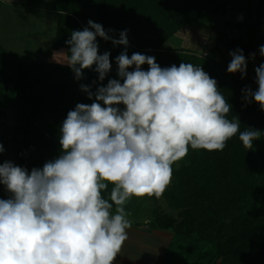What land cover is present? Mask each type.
<instances>
[{"label":"clouds","instance_id":"clouds-1","mask_svg":"<svg viewBox=\"0 0 264 264\" xmlns=\"http://www.w3.org/2000/svg\"><path fill=\"white\" fill-rule=\"evenodd\" d=\"M88 26L73 31L66 41L69 52L55 59L64 57L57 62L66 63L77 79L95 65L102 82L111 70L110 54H98L96 38H112L102 25L89 20ZM112 42L127 47V30ZM259 52L264 56V45ZM229 54L227 71L243 78V51ZM116 63L120 79H109L94 93L81 85L94 102L78 103L68 112L58 158L30 172L11 161L0 164V185L10 193L0 199V264H113L131 228L125 204L133 196L159 198L171 181L173 163L189 146L222 151L239 133L250 150L261 137L260 130L240 131L239 119L227 118L231 106L202 67L162 68L154 56L129 58L126 51ZM255 74L258 89L242 90L244 100L264 110V63Z\"/></svg>","mask_w":264,"mask_h":264},{"label":"trees","instance_id":"trees-1","mask_svg":"<svg viewBox=\"0 0 264 264\" xmlns=\"http://www.w3.org/2000/svg\"><path fill=\"white\" fill-rule=\"evenodd\" d=\"M47 1V2H46ZM44 7L57 14L56 33L51 50L69 52L73 31L89 27L91 20L103 26L107 35L119 39L127 30L128 45L113 44L104 40L98 54H110L111 70L104 81H99L95 65L83 70L77 79L66 63L19 59L7 53L0 44V144L5 149L6 113L11 109L20 136L13 140V163L26 168H43L62 154L59 143L60 128L69 111L78 103L91 104L93 99L83 91L87 86L93 93L99 86H106L117 76L116 57L122 52L129 58L133 53L154 56L162 67L181 63L200 66L217 81L221 94L231 106L229 120L239 119L240 131L247 128L264 134V110L252 100H244L242 91L258 89L255 70L245 79H234L229 84L208 58L186 49L165 51L163 46L182 28L198 24L204 12L228 18L226 27L241 31L242 36L226 37L224 47L228 53L241 49L245 57L258 55L259 67L264 56L259 48L264 45V0H46ZM255 10V16L253 14ZM91 30V29H90ZM134 67V66H133ZM148 70V65H142ZM133 70L132 68L129 71ZM260 139V138H259ZM246 149L239 140V133L227 141L222 151L201 149L199 156L189 166L172 172L176 180L175 191L170 194L173 204L184 207L187 214L177 224L173 219H157L150 226L175 227L184 237L196 236L215 244L212 255L219 260L210 264H264V207L251 209L250 199L260 194L259 179L264 173V153ZM260 186V188H258ZM112 185L103 192L108 199ZM10 193L0 185V199ZM114 212V206H113ZM158 225V226H157ZM170 242L160 264H172L173 252L179 247ZM210 254V256H212ZM197 262V261H196Z\"/></svg>","mask_w":264,"mask_h":264},{"label":"rangeland","instance_id":"rangeland-1","mask_svg":"<svg viewBox=\"0 0 264 264\" xmlns=\"http://www.w3.org/2000/svg\"><path fill=\"white\" fill-rule=\"evenodd\" d=\"M45 1L46 0H25V3L36 8H43ZM257 1L258 0H252L254 4H256ZM8 9L10 15L9 17H6V22L4 23L3 28L0 29V41H2L4 33L7 31V29L9 33H11L12 31L15 32L14 34L18 33L19 31L21 33V37H18V39L25 42L27 41L28 45L24 44L25 42H22L18 45V43H16L17 36H15L14 38L16 41H14V45L12 44V46H9L8 49H18L22 51L23 53L20 54V58L24 61H36L43 59L42 48L46 46L44 45V42L45 40L46 42L47 40H51L53 36L52 33L56 28L55 14L51 12L47 14L40 13L39 15L38 12L28 10L27 8H3L4 11ZM3 10L2 13L4 12ZM261 11L262 14H264V6L261 8ZM253 14L254 16L256 15L254 8ZM227 20L229 19L219 16L214 17L204 12L198 24L182 28L178 33H176L168 40V42L163 46V50L168 51L173 49H186L197 53L202 58H208L212 60L217 71L226 78L229 84H232L234 79L245 80L257 67L259 60L258 55L255 54L254 59L252 58L251 54L245 57L247 60V71L246 75L243 78L241 76V73L239 72L229 73L227 71L232 57L224 47V39L226 37L238 38L242 36L241 31L226 27L225 22ZM15 26H17L18 28ZM37 33H39L40 36L34 35L35 37H32L30 39L27 38L29 35ZM42 37L43 40L41 41L40 39ZM96 42L98 43V49H100L104 44V40L98 37L96 38ZM53 61L57 62L56 59H54ZM115 79L120 78L116 77ZM119 107L121 109L124 108L123 105H119ZM15 125L16 121L14 119L12 110L9 109L6 113L7 127L4 134L5 144H7L8 146L4 149L3 153H0V164L6 161L13 162V140L16 138H20L17 132L14 131ZM256 150L261 152L262 154L264 153V134L261 135L257 143ZM200 151L201 149H192L189 146L187 155L180 161L173 163V171H178L181 167L191 165L193 161H195V158L199 156ZM262 175V179H259L258 185H262L263 187L260 188L259 186L258 188L261 189V193H258L256 196H254L255 199H250L251 202H249V205H251V209H254V205L257 207H264V173ZM175 184L176 180L173 176L171 177L169 185L166 187L165 191L159 198H157L155 195L131 197L124 206L126 212L128 213L127 218L131 221V224L141 226L148 225L150 228H152L150 226L151 222L158 219V224H160V222L162 221H160V219L167 218L175 220L178 224L181 219L187 214V211L184 207H179L173 204L170 200V194L175 191ZM113 206L115 212V205ZM152 229L165 231L166 235L170 238L168 245L170 244V242L174 241L178 245H180L179 247H177V250L173 252L172 264H210V260L211 262L213 260H219L217 257L211 254L213 253V250L215 248V244L213 242H210L208 240H201L196 236L184 237L183 234H179L177 232L175 227L161 228L160 226H158ZM210 254L212 256H210Z\"/></svg>","mask_w":264,"mask_h":264},{"label":"crops","instance_id":"crops-1","mask_svg":"<svg viewBox=\"0 0 264 264\" xmlns=\"http://www.w3.org/2000/svg\"><path fill=\"white\" fill-rule=\"evenodd\" d=\"M4 7H8L10 9L27 8L28 10L38 12L39 15L40 13L47 14V13L53 12L45 7L36 8L31 5H28L25 3V0H0V20H1L0 29L3 28V25L6 22V17H9L10 15L9 9L4 11L3 10ZM2 10L4 11L3 13H2ZM53 14H55V21H57V14L54 12ZM3 18H4V22H3ZM14 33L15 32L13 31L9 33L7 29V31L4 33V36L2 38L3 42L0 41V44L7 53H15L17 54L19 59L22 60L20 58V54L23 53L22 51L18 49H16L17 51L13 49L12 50L8 49V47L9 46L11 47L14 41H16L14 38L15 36H17L16 43H18V45L22 42H25V41L18 39V37L19 38L21 37V33L19 31L16 34ZM55 33H56V28H55V31L52 33L53 36L51 35L52 36L51 40H47V42L45 40L44 45L46 46L42 48L43 51L40 50L43 53V59L36 60V61L55 62L53 60L55 59L56 54L65 53L64 49L51 50V45H52ZM34 35L40 36V34L37 33V34L29 35L27 38L30 39L32 37H35ZM40 40L42 41L43 37ZM24 44L28 45L27 41ZM56 59L61 60V59H64V57L57 56ZM26 62H31V61H26ZM127 233H128V238L124 242L122 249L120 253L117 255L113 264H160L161 263L162 256L165 250L167 249V245L170 239L169 236L166 235L165 231H162L159 229H152L148 225L141 226V225L131 224V228L127 230Z\"/></svg>","mask_w":264,"mask_h":264},{"label":"built area","instance_id":"built-area-1","mask_svg":"<svg viewBox=\"0 0 264 264\" xmlns=\"http://www.w3.org/2000/svg\"><path fill=\"white\" fill-rule=\"evenodd\" d=\"M10 197V196H9Z\"/></svg>","mask_w":264,"mask_h":264}]
</instances>
